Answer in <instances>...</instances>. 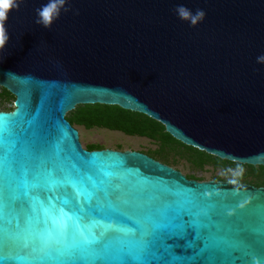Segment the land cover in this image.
<instances>
[{"label":"water","instance_id":"obj_1","mask_svg":"<svg viewBox=\"0 0 264 264\" xmlns=\"http://www.w3.org/2000/svg\"><path fill=\"white\" fill-rule=\"evenodd\" d=\"M46 3L23 0L6 24L0 87L15 102L0 112V264H264V187L89 151L66 118L119 107L186 147L264 167V0H70L51 30L35 23ZM180 5L205 20H180ZM60 209L87 240L55 242Z\"/></svg>","mask_w":264,"mask_h":264},{"label":"trees","instance_id":"obj_2","mask_svg":"<svg viewBox=\"0 0 264 264\" xmlns=\"http://www.w3.org/2000/svg\"><path fill=\"white\" fill-rule=\"evenodd\" d=\"M0 99L7 101L15 98L5 89L1 88ZM12 111V110H11ZM8 111V112H11ZM67 120L72 126H82L87 130L105 129L112 132L123 133L129 137L146 138L159 144V148L154 152H148L146 155L162 162L168 166L175 162L170 161V155L173 154L178 158H184L195 169L203 170L207 165H213L216 168L227 169L229 167L248 168L250 171L246 175H241L235 179H222L215 177L211 181H235L242 184H249L255 187H264V167L255 168L242 166L238 164L222 161L196 149L186 147L180 142L173 139L166 133L165 128L156 121L146 116L124 111L119 107L108 106H80L77 107ZM89 151L105 150L104 146H88ZM248 176L254 177L255 181H248ZM189 180L205 182L195 176H187Z\"/></svg>","mask_w":264,"mask_h":264},{"label":"rangeland","instance_id":"obj_3","mask_svg":"<svg viewBox=\"0 0 264 264\" xmlns=\"http://www.w3.org/2000/svg\"><path fill=\"white\" fill-rule=\"evenodd\" d=\"M1 93V87H0ZM15 100L9 99L2 101L0 99V112H8L14 109ZM73 113V112H71ZM71 113L67 115L69 118ZM75 129L79 132L80 142L84 149L88 146L99 145L104 146L105 149L114 151H135L143 154L154 152L159 148V144L146 138L129 137L119 132H112L105 129H92L87 130L82 126L74 125ZM175 160V162H174ZM170 161L174 162L170 167L180 171L183 175L195 176L205 181H211L215 177L222 179H235L241 175H246L250 171L248 168L229 167L227 169L216 168L213 165H207L203 170L195 169L191 163L184 158H178L171 154ZM162 163V162H161ZM261 168V167H255ZM248 181H255L254 177L248 176Z\"/></svg>","mask_w":264,"mask_h":264},{"label":"clouds","instance_id":"obj_4","mask_svg":"<svg viewBox=\"0 0 264 264\" xmlns=\"http://www.w3.org/2000/svg\"><path fill=\"white\" fill-rule=\"evenodd\" d=\"M23 0H0V63L3 62L4 53L7 51V45L10 42V36L6 29L9 16L13 11H19ZM70 0H48V3L36 9L37 19L35 23L44 29L51 30L54 23L60 19L62 11L67 13L72 11L66 5ZM178 18L189 23L192 27H197L206 18V12L203 9H197L194 13L189 8L180 5L175 10ZM257 63L264 65V54L257 57ZM8 75H14L9 73ZM235 183V181H232ZM252 264H261V258L251 257Z\"/></svg>","mask_w":264,"mask_h":264},{"label":"snow or ice","instance_id":"obj_5","mask_svg":"<svg viewBox=\"0 0 264 264\" xmlns=\"http://www.w3.org/2000/svg\"><path fill=\"white\" fill-rule=\"evenodd\" d=\"M68 187H70L73 192L76 195L77 202L78 198L81 195H84L83 191L81 188L78 186V183L69 179L66 181ZM61 203H67V200L61 201ZM60 215L59 218H53L49 217L52 229L56 233V241L59 242L60 240L66 238V237H83L85 240H87V235L84 230L80 229L79 223L74 220L73 215H68L67 218H65V214L63 212V209L59 210ZM40 243L43 246H47L51 240L50 235H41L38 237ZM3 244V229L0 227V245ZM239 259V257H237Z\"/></svg>","mask_w":264,"mask_h":264}]
</instances>
